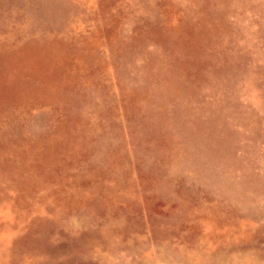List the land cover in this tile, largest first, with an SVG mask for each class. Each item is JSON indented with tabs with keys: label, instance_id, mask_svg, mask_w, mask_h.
I'll return each mask as SVG.
<instances>
[{
	"label": "rangeland",
	"instance_id": "rangeland-1",
	"mask_svg": "<svg viewBox=\"0 0 264 264\" xmlns=\"http://www.w3.org/2000/svg\"><path fill=\"white\" fill-rule=\"evenodd\" d=\"M0 264H264V0H0Z\"/></svg>",
	"mask_w": 264,
	"mask_h": 264
}]
</instances>
